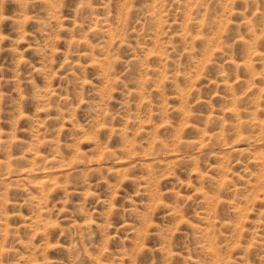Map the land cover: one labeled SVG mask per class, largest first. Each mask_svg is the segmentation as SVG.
<instances>
[{"label": "clouds", "instance_id": "obj_1", "mask_svg": "<svg viewBox=\"0 0 264 264\" xmlns=\"http://www.w3.org/2000/svg\"><path fill=\"white\" fill-rule=\"evenodd\" d=\"M0 264H264V0H0Z\"/></svg>", "mask_w": 264, "mask_h": 264}, {"label": "rangeland", "instance_id": "obj_2", "mask_svg": "<svg viewBox=\"0 0 264 264\" xmlns=\"http://www.w3.org/2000/svg\"><path fill=\"white\" fill-rule=\"evenodd\" d=\"M189 135H191V132L189 133Z\"/></svg>", "mask_w": 264, "mask_h": 264}]
</instances>
